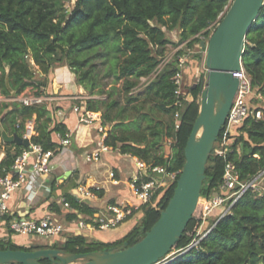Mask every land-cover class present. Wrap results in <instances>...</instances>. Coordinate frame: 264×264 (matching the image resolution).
<instances>
[{
    "label": "trees",
    "instance_id": "trees-1",
    "mask_svg": "<svg viewBox=\"0 0 264 264\" xmlns=\"http://www.w3.org/2000/svg\"><path fill=\"white\" fill-rule=\"evenodd\" d=\"M68 1L0 0V94L16 95L29 87L36 88L38 94L52 93V68L60 61L58 50L66 51L70 67L81 75V83L91 84V94L98 91L94 71L105 65L108 70L104 77L114 76L123 81L116 92L101 90L108 93L107 98L87 100V108L99 113L103 124L109 126L105 144L122 154L139 157L151 167L164 166L167 172L177 173L176 178L157 188L152 200L142 205L140 223L134 224L123 240L90 241L72 235L51 246L33 242L26 246L0 239V249L55 247L80 253L123 247L125 241L134 244L145 236L174 194L186 161L185 146L199 113L196 98L204 82L189 86L193 100L181 108L179 129L175 128L174 117L177 110L174 76L178 71L175 62L165 65L142 91L133 90L139 79L155 72L167 45L174 43L170 31L178 30L181 42L187 41L191 48L196 43L202 44L232 0H77L70 13ZM94 59L101 61L97 64ZM243 64L254 90L262 95L258 108L264 110V5L246 36ZM115 94L118 96L114 97ZM56 116H52L46 104L2 102L0 135L3 127L21 136L24 122L34 118L36 134L32 141L57 153L60 145L53 140V132L65 134L68 127ZM239 131L242 134L236 138L229 157L236 163L240 178L249 180L264 168V118L257 120L250 116ZM167 139L172 140L170 153L163 149ZM24 148L16 142L0 144V152L6 153L0 162L1 176L11 171L16 156ZM225 163L212 150L198 207L171 250L181 249L182 253L165 264H247L264 258V193L252 188L198 244L190 246L203 219L204 200L222 191ZM66 198L76 208L75 212L66 213L67 220L79 219L78 214L82 213L90 215L87 222H94L96 210L85 202L78 203L71 194L67 193ZM57 211L63 215L60 205ZM214 221L215 217H210L207 226ZM40 261L50 263L46 258Z\"/></svg>",
    "mask_w": 264,
    "mask_h": 264
},
{
    "label": "built area",
    "instance_id": "built-area-1",
    "mask_svg": "<svg viewBox=\"0 0 264 264\" xmlns=\"http://www.w3.org/2000/svg\"><path fill=\"white\" fill-rule=\"evenodd\" d=\"M176 64L180 66L174 76L176 85L175 94L177 99L175 106V128L181 127V108L184 105L183 99L190 95H184L181 90L183 82V74L186 67L185 60L182 56L176 60ZM159 67V66H158ZM233 75L240 81L237 93L233 100L232 107L226 118V122L216 140L213 151L216 155L223 157L226 160L223 174V182L220 186L222 190L219 193L213 194L207 200H204V213L201 225L197 229L196 237L191 242L190 246L196 245L203 239L215 224L226 214L231 212L235 203L249 189H256L260 193H264V168L249 180H242L236 163L230 159V152L233 151L236 134L239 133V128L244 124L247 118L253 116L259 120L264 118V110L258 108V105L253 103L254 98L262 99V95L256 92L252 86L251 77L247 73L244 65L240 70L233 72ZM73 98L80 99V103L73 105L72 110L78 116V122L82 125H90L96 118L95 113L87 108V97L74 96ZM57 99L53 94L37 93V89L29 87L23 93L6 96L0 94V102L17 101L25 105L46 104L49 107V102ZM59 115L62 111L57 110ZM20 127V121L16 124ZM101 131L103 130L100 127ZM36 134L35 120L27 119L24 122L22 138L29 140V145L25 146L24 150L16 156L11 171L5 175H0V220L9 216L8 226L12 233L25 236H42L50 239L61 236L66 231H80L84 228L91 227L93 229L110 230L116 228L122 223L135 218L142 211V205L152 200L155 190L164 185V178H176L175 172L169 173L164 166L151 167L139 157H135V171L129 182L130 194L134 201H128L125 204H108L105 210L94 214L93 221L87 222L89 216H81L79 219L72 221L67 220L66 213L75 212L76 209L72 203L62 198L60 207L64 211V217L60 219L56 213H47L38 218L30 213H12L10 202L17 190L25 189L33 199L38 193L46 178L54 171V159L56 152L53 149H45L42 144L32 141L33 135ZM60 147H65L71 144L72 136L69 132L62 134L56 133ZM100 150L93 152L87 156L88 161L99 160L101 152L108 151L111 146L105 144L104 136L100 138ZM59 147V149H61ZM145 171L148 173V180H144ZM146 174V175H147ZM158 175H163L159 178ZM110 177L115 178L114 171L110 172ZM115 183H119L117 180ZM101 190V186H81L75 194V200L78 203H84L88 199L95 196V192ZM210 217H215V221L207 226ZM208 228H207V227Z\"/></svg>",
    "mask_w": 264,
    "mask_h": 264
},
{
    "label": "water",
    "instance_id": "water-1",
    "mask_svg": "<svg viewBox=\"0 0 264 264\" xmlns=\"http://www.w3.org/2000/svg\"><path fill=\"white\" fill-rule=\"evenodd\" d=\"M263 5L264 0H232L209 40H202L201 46L207 50L208 76L201 107L185 146L186 161L168 205L141 240L134 244L125 241L120 249L80 253L55 247L0 249V264H72L79 259H85L80 264H160L181 238L198 207L210 154L239 87L240 81L233 72L244 65L246 36ZM189 82L184 73L181 85L184 95L190 92ZM2 134L8 142L29 145V140L17 133L8 135L2 131ZM41 258L50 263L41 262Z\"/></svg>",
    "mask_w": 264,
    "mask_h": 264
},
{
    "label": "crops",
    "instance_id": "crops-1",
    "mask_svg": "<svg viewBox=\"0 0 264 264\" xmlns=\"http://www.w3.org/2000/svg\"><path fill=\"white\" fill-rule=\"evenodd\" d=\"M56 100L57 99H54L52 102H49L52 116L55 118L57 114V119L66 123L68 127L66 129L72 136V142L68 146L60 147L61 149L56 153L54 159L55 171L46 178L39 193L33 199L25 189L16 191L10 202L12 213L18 214L28 212L32 216L38 218L47 213H56L58 217L62 219V217H64V212L63 215H61V213L57 211L60 200L66 198L67 193L75 197L78 188L81 186H101V190L96 191L95 196L85 202L92 207V209L96 210L95 214L104 211L108 204H125L128 201H134L133 196L130 194L129 182L136 169L135 157L129 154H122L118 149L111 147L110 150L100 153L99 160L88 161L87 156L89 154L100 150V138L102 136H104V139L106 138L109 126L103 124L102 120L98 117L99 113L95 111L93 112L96 118L90 125L79 124L78 116L72 110V103H57V106L53 107V102ZM57 110L62 111L63 114L59 115L56 113ZM100 127L103 129L102 131ZM1 130L5 131L8 135L14 134L5 130L3 127ZM57 132H53L52 137L54 141L59 142L56 135ZM6 142L8 141H6L3 134H1L0 144ZM171 144V139L165 140L163 143L165 152L170 153ZM5 155V150H1L0 162ZM75 170L79 171L77 176L73 173ZM111 171L115 173L114 179L110 177ZM68 172L69 174H67ZM144 173L145 177L148 178V172L145 171ZM70 174L72 178L71 182L64 184V179H67ZM159 178H163V176ZM116 180L119 183H115ZM85 215L90 216L88 214ZM85 215L79 213L78 217H83ZM130 220L121 224V228H123L125 232H128L134 225L128 224ZM83 230L93 234L98 229L87 227ZM0 239H10L14 243L26 246L30 245L32 242L51 246L56 242H64L67 237L61 238V236H58L56 239L43 242L39 240L38 242V240L34 238L12 233L8 226V220L5 218L0 220Z\"/></svg>",
    "mask_w": 264,
    "mask_h": 264
},
{
    "label": "rangeland",
    "instance_id": "rangeland-1",
    "mask_svg": "<svg viewBox=\"0 0 264 264\" xmlns=\"http://www.w3.org/2000/svg\"><path fill=\"white\" fill-rule=\"evenodd\" d=\"M77 0H69L67 2L68 12L70 13L76 6ZM232 2V1H231ZM230 2V4H231ZM230 4L225 8V11L219 16L218 21L220 22L223 18L225 12L227 11ZM215 22L214 25H218L219 22ZM214 31V30H213ZM212 31V33H213ZM211 33V34H212ZM210 34V35H211ZM170 37L172 40H174V43H171L167 45L164 54L161 56V62L159 64V67L151 74L150 76L143 77L139 79L138 85L134 88L133 92H140L142 91L146 85L162 70V68L167 65L169 62H175L179 59L180 56L185 60L184 66L186 67L185 73L189 76V86H195L200 82H204V85L207 81L208 76V67L206 65V48H202L201 44L196 43L193 45V47H189L187 44V41L181 42L179 32L178 30H173L169 32ZM210 36L204 40L208 41ZM57 59L60 61H57L53 68V76L51 78L52 80V90L51 94H53L55 97H57V100L53 102V107L57 106V103H72L73 105L79 104L80 99L73 98L74 96H85L88 99H105L107 98V92L103 93L101 90H116L122 88L123 81L117 80L114 76H111L109 78L104 77L106 74L108 67L105 65H100V68L96 69V79H97V92L95 94L90 93V83L83 84L80 81V73H78L76 70L70 67L69 62L66 58V51L58 50ZM33 61V60H32ZM101 59H94L93 62L99 64ZM35 67V66H34ZM37 68V66L35 67ZM64 79V81H63ZM54 84V85H53ZM46 90V89H45ZM47 91V90H46ZM50 92V91H49ZM49 92H47L49 94ZM45 93V92H44ZM118 94H115L114 97H117ZM87 99V100H88ZM193 100V97L190 93V95H187L183 99L184 102V108L187 107L189 102ZM201 101H202V92L201 94L196 98V105L198 107V111L201 107ZM258 99L254 98L253 103L257 105ZM69 108V107H68ZM8 110V108L4 109V111ZM242 133L239 131V133L236 134L235 140L237 137H239ZM77 170H75L73 173L75 176L78 175ZM166 178V179H165ZM164 178V185L169 183L171 180H173L170 177ZM71 174L68 176L67 179H64V184H67L71 182ZM201 199V198H200ZM139 215L135 216V218H132L128 224H136L138 225L140 223ZM122 225L116 228L110 229V230H96L93 234H90L88 231H66L61 235V238H65L67 236L72 235H81L86 237L88 240L92 241H103V242H113L116 240H123L127 234L123 228H121ZM120 228V229H119ZM30 238H34L36 240L40 241H48L50 238L48 237H42V236H28ZM56 239V238H54ZM42 245V243H40ZM122 248V245L118 247V249ZM182 253V250H173L171 251L161 262L160 264H165L172 260L177 255H180ZM85 262V259H79L76 260L72 264H80ZM247 264H264V258H260L255 261H250Z\"/></svg>",
    "mask_w": 264,
    "mask_h": 264
}]
</instances>
